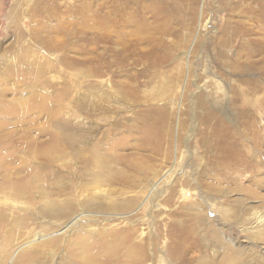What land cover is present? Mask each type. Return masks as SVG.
I'll return each mask as SVG.
<instances>
[{
  "label": "rangeland",
  "instance_id": "1",
  "mask_svg": "<svg viewBox=\"0 0 264 264\" xmlns=\"http://www.w3.org/2000/svg\"><path fill=\"white\" fill-rule=\"evenodd\" d=\"M250 42L264 46V0H0V111L34 107L38 93L51 104L57 84L60 146L75 139L79 154L62 155L72 168L63 180L74 194L65 196L76 211L68 219L21 229L48 201L0 193L8 246L20 244L6 262L1 239L0 264L26 262L23 252L33 249L23 242L36 226L61 241L26 264H67L74 235L64 225L75 222L95 241L121 233L136 245L120 264L132 256L135 264H264V51L242 53ZM37 117L23 125L10 118L4 129L18 132L15 139L25 130L31 151L51 144L50 131L38 134L46 118ZM232 152L249 160L226 173ZM22 154L11 155L21 160L13 167L21 168ZM102 158L111 169L134 170L135 186L110 184Z\"/></svg>",
  "mask_w": 264,
  "mask_h": 264
},
{
  "label": "bare ground",
  "instance_id": "2",
  "mask_svg": "<svg viewBox=\"0 0 264 264\" xmlns=\"http://www.w3.org/2000/svg\"><path fill=\"white\" fill-rule=\"evenodd\" d=\"M122 25L125 26L124 23ZM241 49H242V53H244L245 50H248L247 52L249 53L257 54V53L264 51V46L260 44L257 45L256 43L254 45L253 43L250 42V44L249 43L243 44L241 46ZM249 65H251V63ZM251 68L253 67L249 66L247 69L242 70V68H240V70L249 71ZM12 71L13 69L8 68V72H12ZM54 88H53V91H56V93L52 97L53 101L51 104L44 99L45 96L38 93L37 99H34V102L36 103L34 107L31 106L27 108L28 107V104H27V107H24V108L23 106L20 105V109L16 107H11V108L7 107L6 109L4 108L5 110H3L2 112L0 111L1 113H3V116H4V120H3L4 123L3 122L2 123L6 127H12L13 125L8 122L10 118L17 120L18 122L19 118L20 119L22 118L23 120L25 116L27 117L31 113L32 114L36 113V116H38L36 119L43 120L44 118H46L47 125L46 126L43 125L42 129H40L38 134L44 135L47 131H50L51 137H52L51 144H47L46 143L47 141H45L44 143L41 142L33 149L34 151L32 150L33 151L32 152L31 149L33 147L32 148L30 147V144L32 142L27 141L28 135L25 133L26 132L25 130L23 131V134L20 138L15 139L14 137L17 136L15 133H18V132H15L13 134L15 130L7 131V128L4 129V125L0 124V127H1L0 128V177H1L0 193L6 194V196L15 197L16 199H19V201L25 200L33 204H37V202H40L43 199L48 201L47 206L40 207L38 212L31 214L28 219H23L21 223V227H22L21 229L34 225L35 222L40 218H47L50 221L51 220L60 221L61 219H68V217L70 218V216L76 213L75 208L71 207L70 205L71 202L69 198H65L66 195H69L70 198L72 199L74 194L73 192H69V193L65 192V190L69 188L66 187L63 181L66 175V172H65L66 166L62 160V155L64 156L66 154L64 152V148H66V150L69 149L72 151L71 153L72 156L79 158V154L74 151L77 147L78 142L75 139L73 140V139L64 137L65 145L64 147L60 146L61 136L64 135L63 129L61 128V117H60L62 105H61V97L59 96L60 94L59 92H57L58 91L57 84L54 85ZM6 91H9V90H6ZM33 109L34 111L32 112ZM25 121L26 119H24L23 121H19V124L23 125ZM219 134L221 133L219 132ZM218 137L219 136H217V138ZM221 143H222V139L219 140V143L218 144L216 143L215 145L216 154H219L220 157L225 155V147L227 146L226 144L223 145L224 142L222 144ZM16 147H18V149ZM233 147L235 148V146ZM17 150L18 152H22L23 153L22 155H24V157L22 158L21 168L13 167V163L21 161L16 156L14 158L11 157V155ZM75 153H77L78 155L76 156ZM30 154L32 155L31 157L33 158L32 161L29 160L31 158H28V155ZM219 156L217 155L218 158ZM228 156H229L228 164H230L232 167L226 170V173H229V172L231 173L233 170L242 169L247 164V161L249 160L247 157H245L244 159L241 154H240V158H237L233 156V152L230 155L228 154ZM105 159L106 158L99 159L100 161H98V163L102 167H105V170L107 171V177H108V172H111L112 176H109V178L107 179V181L110 184H115V183L123 184L124 183L127 185L135 186V185H132L133 179L131 176H129L130 175L129 172L130 171L135 172L134 170H127V169L122 168L120 171H118V168L111 169V166L107 163L108 161ZM233 160H235V162H233ZM77 162L78 164L80 163V165H85V161L81 157H80V161L77 160ZM217 166L218 165H216V167ZM224 167L228 168L226 166H220V169ZM69 169H72V168H67V170ZM81 171H82V175L89 174L88 168L87 169L83 168L81 169ZM70 172L71 170L69 171V173ZM218 172H221V171H218ZM226 176L228 177V175ZM36 182H39L41 184H37ZM76 185L79 189L80 188L87 189L86 183H80V184L77 183ZM101 205H106V204H101ZM83 206H85V208H88L90 210H93V208H95V206L93 205L91 201H84ZM125 208L126 206L124 203L122 204V206L120 205L116 207L114 206L112 210L122 211ZM5 222L6 220L3 219V216H0V241L1 239H4L7 245V246L4 245L6 246L5 247L6 249H4V252L6 254L4 252L2 254L5 256L6 262H9L11 261L10 259L12 258V256L16 252L20 251L18 250L20 248V244L19 243L16 244L15 243L16 241L14 238L12 243H15V245L8 246L9 244V242L7 241L8 230H6ZM14 226H17V225H14ZM64 227H65L64 230H71L74 235V238L72 239V243L70 244V246L68 245L69 247H72L74 249V256H69V257L66 256L68 257L67 264H97L96 262H98V260L103 257H104V264L106 263L120 264L124 262L125 256L129 257V255L131 254V250L137 247L136 245L131 244L130 241L127 240V238L121 233H118V234L111 233V235L109 234L110 236H112L111 240L107 239L105 233H101L99 234L100 240L95 241L96 238L92 235V233H89L90 231L84 229L85 227L81 226V224H78L75 222V223L66 224L64 225ZM171 230H173V226L171 227ZM30 233L32 237L29 240L26 238L23 244L24 246H31L33 250H30V248L28 247L26 248L27 250L23 252V258L26 260V262H23V264H26L27 262L33 263L34 259H36L38 256H41L43 252H41L39 248L42 247L43 245L54 247L55 245L60 244V241H61V239L58 237L59 234L56 235L57 238L55 237L53 238L54 235H51V238H52L51 241L44 239V238H48L49 236L47 235L48 237L46 236L42 237L43 232L38 233L37 226H36V229L30 230ZM30 233H26V234H28L29 236ZM82 233H84V235ZM22 237H25V236L22 235ZM32 238L38 241L35 242L34 244L29 243V241ZM40 239H43V240H40ZM2 247L3 246L0 244L1 251H3ZM132 259L133 260L129 264H135V262L140 261L139 257L132 256Z\"/></svg>",
  "mask_w": 264,
  "mask_h": 264
}]
</instances>
